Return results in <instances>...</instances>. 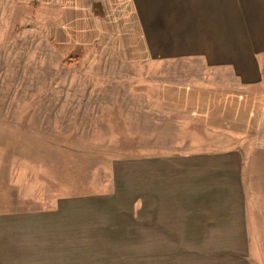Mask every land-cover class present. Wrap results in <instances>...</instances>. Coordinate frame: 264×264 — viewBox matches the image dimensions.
<instances>
[{
	"label": "crops",
	"instance_id": "1",
	"mask_svg": "<svg viewBox=\"0 0 264 264\" xmlns=\"http://www.w3.org/2000/svg\"><path fill=\"white\" fill-rule=\"evenodd\" d=\"M25 3L41 14L56 8L44 29L65 45L113 37L125 64L183 67L187 80L162 85L161 105L216 138L195 140L207 148L127 161L137 229L84 231L103 244L59 243L58 211L0 213V264H257L246 175L262 174L255 183L264 185V165L254 159L264 156V0ZM252 141L262 146L251 156L244 143ZM112 234L136 245L116 244Z\"/></svg>",
	"mask_w": 264,
	"mask_h": 264
},
{
	"label": "rangeland",
	"instance_id": "2",
	"mask_svg": "<svg viewBox=\"0 0 264 264\" xmlns=\"http://www.w3.org/2000/svg\"><path fill=\"white\" fill-rule=\"evenodd\" d=\"M56 16L55 7L41 14L39 4L0 0V213L58 211L59 243L103 244L84 231L137 229L127 161L207 148L195 140L216 137L161 105L162 85L187 80L183 67L125 64L113 37L65 45L44 29ZM258 145L244 143L251 156ZM254 159L264 165V156ZM261 175H246L257 264H264ZM70 230L80 237H66ZM115 240L136 245L135 238Z\"/></svg>",
	"mask_w": 264,
	"mask_h": 264
}]
</instances>
